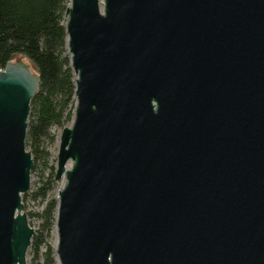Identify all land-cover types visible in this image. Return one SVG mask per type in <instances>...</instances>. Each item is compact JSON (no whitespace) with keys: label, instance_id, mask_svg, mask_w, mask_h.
<instances>
[{"label":"water","instance_id":"water-1","mask_svg":"<svg viewBox=\"0 0 264 264\" xmlns=\"http://www.w3.org/2000/svg\"><path fill=\"white\" fill-rule=\"evenodd\" d=\"M68 2L57 264H264V0ZM39 81L24 58L0 70V264L35 236Z\"/></svg>","mask_w":264,"mask_h":264},{"label":"trees","instance_id":"trees-1","mask_svg":"<svg viewBox=\"0 0 264 264\" xmlns=\"http://www.w3.org/2000/svg\"><path fill=\"white\" fill-rule=\"evenodd\" d=\"M68 0H0V70L15 59H26L39 78L38 91L30 104L26 151L32 155L31 176L38 181L22 195L24 212L38 223L28 249L27 264H57L48 243L56 225L57 199L51 197L56 183L50 148L56 143L53 128L63 129L73 120L75 75L67 53L64 24ZM54 164L56 160L54 159ZM48 175L45 176V172ZM37 211H27V203Z\"/></svg>","mask_w":264,"mask_h":264},{"label":"rangeland","instance_id":"rangeland-1","mask_svg":"<svg viewBox=\"0 0 264 264\" xmlns=\"http://www.w3.org/2000/svg\"><path fill=\"white\" fill-rule=\"evenodd\" d=\"M73 122V121H72ZM72 122L69 124V125H67L66 127H71V125H72ZM62 129H56V128H53L52 130H51V132L52 133H54L55 135H56V144L55 145H53L51 148H50V152H51V155H52V158H51V164H53L54 166H55V164H54V159L56 160V157H57V151H58V147H59V143H58V140H59V136H60V131H61ZM28 152V151H27ZM68 165H69V168H71L72 167V165H71V163L69 162L68 163ZM56 167V166H55ZM55 172V171H54ZM55 174V173H54ZM48 175V171H46L45 172V176H47ZM30 178H31V182H30V185H32V184H34V183H36L37 181H38V178H37V176L36 175H34V176H30ZM64 184H65V181H64ZM64 184H63V186H64ZM63 186L61 187V182H57L56 183V186H55V189L52 191V194H51V197H53V198H56V196H57V192H58V190H63ZM26 207H27V211H37V210H39V207L37 206V204L36 203H32V202H30V203H27L26 204ZM31 226L30 227H32L34 230L37 228V226H38V223L37 222H35L34 220H31ZM55 230V229H54ZM54 230H53V232H52V235L50 236V238L48 239V243L49 244H51V246L55 249V247H56V242H57V236L55 235V233H54ZM28 260H29V256H27V263H28Z\"/></svg>","mask_w":264,"mask_h":264},{"label":"bare ground","instance_id":"bare-ground-1","mask_svg":"<svg viewBox=\"0 0 264 264\" xmlns=\"http://www.w3.org/2000/svg\"><path fill=\"white\" fill-rule=\"evenodd\" d=\"M68 168H69V165H68ZM63 184H64V180H62L61 181V187L63 186ZM60 190H58V192H59ZM58 192H57V194H58ZM54 233H55V230H54ZM55 235L57 236V233H55Z\"/></svg>","mask_w":264,"mask_h":264}]
</instances>
